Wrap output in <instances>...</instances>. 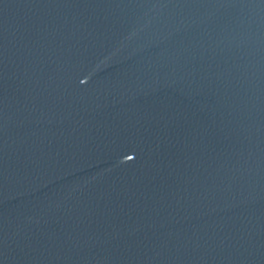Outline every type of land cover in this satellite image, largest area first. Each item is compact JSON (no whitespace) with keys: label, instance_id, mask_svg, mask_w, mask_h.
<instances>
[{"label":"water","instance_id":"95a60500","mask_svg":"<svg viewBox=\"0 0 264 264\" xmlns=\"http://www.w3.org/2000/svg\"><path fill=\"white\" fill-rule=\"evenodd\" d=\"M0 264H264V0H0Z\"/></svg>","mask_w":264,"mask_h":264}]
</instances>
